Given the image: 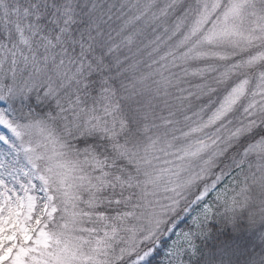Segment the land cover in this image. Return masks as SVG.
<instances>
[{"label":"snow or ice","instance_id":"snow-or-ice-1","mask_svg":"<svg viewBox=\"0 0 264 264\" xmlns=\"http://www.w3.org/2000/svg\"><path fill=\"white\" fill-rule=\"evenodd\" d=\"M194 205L165 264H264V0H0V264H152Z\"/></svg>","mask_w":264,"mask_h":264},{"label":"rangeland","instance_id":"rangeland-1","mask_svg":"<svg viewBox=\"0 0 264 264\" xmlns=\"http://www.w3.org/2000/svg\"><path fill=\"white\" fill-rule=\"evenodd\" d=\"M201 207H202V205H201ZM193 208L195 210H190V213L189 214H186L183 217V219L179 223V227L176 228L174 230V232L169 233V235L164 238V241L168 242V244L165 242L166 244H165V250H164V254H163V264H165V261H164L165 252H166L168 246L172 243V241L176 239V233L179 232V231H181L182 229L183 230H186L187 227L191 224V218H192V216L196 215V212L199 211V208H196L195 205L193 206ZM184 224H188V225L185 226ZM160 247H162V245H160L157 249H160Z\"/></svg>","mask_w":264,"mask_h":264},{"label":"trees","instance_id":"trees-1","mask_svg":"<svg viewBox=\"0 0 264 264\" xmlns=\"http://www.w3.org/2000/svg\"><path fill=\"white\" fill-rule=\"evenodd\" d=\"M186 223V222H185ZM185 226L188 224H184ZM164 241L161 245L162 247H160V249H157L156 252L154 253L153 257H152V264H163V254H164V250H165V244L168 242Z\"/></svg>","mask_w":264,"mask_h":264}]
</instances>
